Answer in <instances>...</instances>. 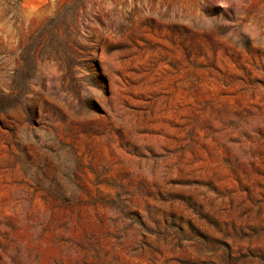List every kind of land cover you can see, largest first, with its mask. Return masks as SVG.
I'll use <instances>...</instances> for the list:
<instances>
[{
    "label": "rangeland",
    "instance_id": "374dc122",
    "mask_svg": "<svg viewBox=\"0 0 264 264\" xmlns=\"http://www.w3.org/2000/svg\"><path fill=\"white\" fill-rule=\"evenodd\" d=\"M0 264H264V0H0Z\"/></svg>",
    "mask_w": 264,
    "mask_h": 264
}]
</instances>
